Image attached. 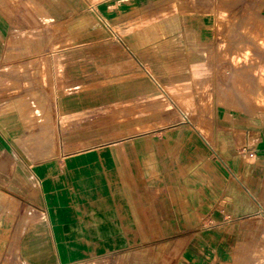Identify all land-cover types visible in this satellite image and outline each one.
<instances>
[{
	"label": "crops",
	"instance_id": "obj_1",
	"mask_svg": "<svg viewBox=\"0 0 264 264\" xmlns=\"http://www.w3.org/2000/svg\"><path fill=\"white\" fill-rule=\"evenodd\" d=\"M237 6L249 13L252 1L0 0V55L14 44L37 60L0 72L47 65L51 78L46 99L39 80L29 92L16 76L13 92L0 73V264L258 263L264 112L218 107L203 130L130 131L140 120L209 118L189 114L193 88L219 55V15ZM160 88L187 95L188 111L167 97L175 110L156 111ZM44 102L67 138L29 163L20 140Z\"/></svg>",
	"mask_w": 264,
	"mask_h": 264
},
{
	"label": "rangeland",
	"instance_id": "obj_2",
	"mask_svg": "<svg viewBox=\"0 0 264 264\" xmlns=\"http://www.w3.org/2000/svg\"><path fill=\"white\" fill-rule=\"evenodd\" d=\"M251 1L252 7L249 13L237 6L235 12L230 16L221 12L218 17L219 21L216 26L219 35L210 46H214L219 51V55L213 56L210 54L208 60L205 61L207 66L209 65V70L204 74L203 86H195L193 88V96H195L196 103L191 109L192 113H189L193 114L196 109H199L200 111L208 112L209 118H183L177 115L175 118L168 119L140 120V126L132 127L130 129L131 133H138L155 126L173 125L176 123H190L203 130V125L211 127L212 114L218 107L220 109L231 108L238 113L250 114L253 117L259 116L260 113L264 112V14L261 12L258 1ZM254 4H257V6H254ZM84 25V23L80 22L74 23L71 25V30L79 33L83 31ZM94 26L93 24V28H96ZM44 31L51 34V27H45ZM60 31L62 33L69 31L68 24L61 26ZM65 41L68 43V40ZM15 47L14 44H11V47H9L11 50H6L5 53L3 52L0 55V63L15 64L37 61L35 58H31L25 50L22 51ZM212 63H215L214 70ZM10 68V70H4L0 73L9 81L8 85L12 86L11 90L13 92L20 90L18 89L19 87L14 86L15 82L13 79L17 76L26 80L24 85L29 92L36 85V81L39 80V84L44 87L45 98H50L51 78L47 65H44V69L40 72H36L34 69L17 70L15 67ZM160 89V91L157 90L154 108L156 111L167 107L175 110L174 105L170 104L167 98H171L182 111H188L183 104V101L188 98L187 95L169 93L166 98L163 91L164 88ZM29 98L35 97L30 96ZM51 106L52 103L50 102L40 104L42 110H36L33 113L34 119L27 121L28 133L23 135L20 141L27 147V160L29 163L51 157L56 153L58 145L66 141L67 136L53 133L54 129L52 127L55 119L52 117ZM112 121L115 123L127 122V120L123 119H114ZM129 121L132 123V120ZM147 122L150 124H147ZM17 141L19 142V140ZM17 141L13 140V142ZM258 248L257 264H264V234ZM253 260L252 262L244 263L243 259H236L235 263L254 264Z\"/></svg>",
	"mask_w": 264,
	"mask_h": 264
},
{
	"label": "built area",
	"instance_id": "obj_3",
	"mask_svg": "<svg viewBox=\"0 0 264 264\" xmlns=\"http://www.w3.org/2000/svg\"><path fill=\"white\" fill-rule=\"evenodd\" d=\"M249 156H250V157H253V153L250 152V153H249Z\"/></svg>",
	"mask_w": 264,
	"mask_h": 264
}]
</instances>
